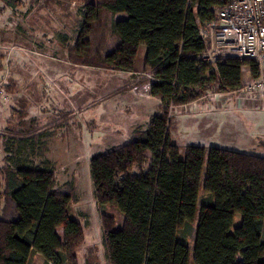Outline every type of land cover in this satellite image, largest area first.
I'll use <instances>...</instances> for the list:
<instances>
[{"label": "trees", "instance_id": "obj_1", "mask_svg": "<svg viewBox=\"0 0 264 264\" xmlns=\"http://www.w3.org/2000/svg\"><path fill=\"white\" fill-rule=\"evenodd\" d=\"M0 1L10 8L17 4ZM68 1L80 4L82 16L68 60L135 73L143 44L141 72L151 75L152 81L145 79L148 92L159 99L156 112L126 142L89 158L106 264H264V156L186 145L180 158L168 135L172 107L208 91L235 92L242 86V67L249 78L258 75L250 59L214 65L201 59L199 31L229 0ZM12 88V82L5 85L10 93ZM17 136L2 137L12 150L3 147L0 165V264H27L33 253L43 264H78L83 228L67 213L75 188L70 182L56 185L46 161L26 166L17 160L18 146L27 144ZM106 205L121 212L119 229L104 212Z\"/></svg>", "mask_w": 264, "mask_h": 264}, {"label": "rangeland", "instance_id": "obj_2", "mask_svg": "<svg viewBox=\"0 0 264 264\" xmlns=\"http://www.w3.org/2000/svg\"><path fill=\"white\" fill-rule=\"evenodd\" d=\"M79 8L80 4L68 0H17L13 8L0 1V80L13 85V93L7 91L8 99L0 103V165L6 155L3 147H10L2 137L13 132L27 139L25 146H18L17 160L26 166L46 161L56 185L70 182L75 188L76 201L68 203L67 213L83 228L78 264H106L89 158L126 142L132 130L155 112L159 100L142 87L146 81L141 72L143 44L136 52L135 73L68 60L82 20ZM242 69L243 83L251 78L246 67ZM208 92L196 106L172 107L168 135L180 158L186 145L232 147L264 156V96ZM200 113L209 114L202 118ZM103 210L115 217L114 229H119L118 208L106 205ZM56 232L60 235L61 229ZM27 264H43V258L33 253Z\"/></svg>", "mask_w": 264, "mask_h": 264}, {"label": "built area", "instance_id": "obj_3", "mask_svg": "<svg viewBox=\"0 0 264 264\" xmlns=\"http://www.w3.org/2000/svg\"><path fill=\"white\" fill-rule=\"evenodd\" d=\"M199 32L205 45L201 59L207 64L214 65L230 58L250 59L257 63V77L243 82L235 93H256L261 99L264 96V0H229L217 9L216 19L205 24ZM241 71L244 70L241 68ZM145 77L152 81L151 75L145 73ZM7 83L8 80L1 78L0 103L8 99ZM142 87L148 89L149 83L145 82ZM209 94L207 92L206 96ZM196 103L188 105L196 106ZM183 106L187 107V104Z\"/></svg>", "mask_w": 264, "mask_h": 264}, {"label": "crops", "instance_id": "obj_4", "mask_svg": "<svg viewBox=\"0 0 264 264\" xmlns=\"http://www.w3.org/2000/svg\"><path fill=\"white\" fill-rule=\"evenodd\" d=\"M151 96V95H150ZM152 97H154V96H152ZM154 98H157V97H154ZM157 100H159L158 98H157ZM199 100H197V101H195V102H198ZM159 102V101H158ZM158 105V104H157ZM157 109V108H156ZM155 112H156V110H155ZM155 112H152V114L153 113H155ZM200 114H203V113H200ZM207 114H209V113H205V114H203V115H199V116H201L202 118H204V117H206L207 116ZM240 114V113H239ZM243 115V117H244V119L247 121L249 118V116L246 114V113H242ZM196 119H199V117L198 118H196ZM250 120V119H249ZM205 125H208V122H206V124ZM229 149H234V148H232V147H230Z\"/></svg>", "mask_w": 264, "mask_h": 264}]
</instances>
